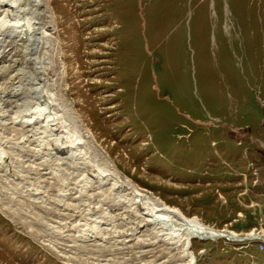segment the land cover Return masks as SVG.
I'll return each instance as SVG.
<instances>
[{"label": "rangeland", "instance_id": "1", "mask_svg": "<svg viewBox=\"0 0 264 264\" xmlns=\"http://www.w3.org/2000/svg\"><path fill=\"white\" fill-rule=\"evenodd\" d=\"M45 2L57 52L38 67L17 57L16 82L28 92L13 111L36 107L33 86H48L53 109L78 117L65 120L85 141L84 168L108 162L122 180L222 234L191 240L193 264H264V0ZM4 123L0 264H188L181 250L152 243L134 206L117 207L100 172L84 186L79 167L43 146L51 139L43 129ZM103 213L116 225L91 230Z\"/></svg>", "mask_w": 264, "mask_h": 264}, {"label": "bare ground", "instance_id": "2", "mask_svg": "<svg viewBox=\"0 0 264 264\" xmlns=\"http://www.w3.org/2000/svg\"><path fill=\"white\" fill-rule=\"evenodd\" d=\"M48 3L45 0H0V108L1 106L10 107V112H6L0 109V118H3L4 122H10L8 126L10 129H14V131L22 127L26 133H32L33 135L37 134V130L43 129V133L47 135V137L51 138L50 142L46 145H43L50 148L52 146L53 151L56 155L62 156L63 158L67 159L65 161H69L74 164L76 167H79L84 173L82 174V182L84 186H91L94 182H98L97 180V172H100L101 175L99 179L105 181L104 184L111 187V196L114 193H117V200L116 204L117 207H122L126 209V206H134V212L137 214L136 223L139 228H149L151 229L150 238H152V243L160 242L162 245L175 248L177 250H181V253L185 255L188 259V264L195 263L196 259L192 252H190L191 240L195 237L203 238V239H219L221 235L218 231L211 229L200 223L197 219H190L184 215V213L177 207H172L167 205L161 198V200L155 196L153 193H150L146 190L138 188V186L131 183L129 180L124 181L122 180L121 173H119L115 167L110 164L106 163L104 167H96V170L93 171L92 167L88 166L84 168L83 165L87 159V153L85 152V141L83 136L78 132L76 129L78 125L76 121L73 125L70 124L69 120H65V117H69L71 120H76L70 108H67L64 116L59 115L53 109V100L55 97H52L48 86H43L42 84L38 83L39 87H34V89L39 92L40 103L36 104V107L31 109L24 110L20 113L13 111V108L18 106L17 102L22 98V92L26 91L27 89L21 88L19 83L16 82L17 73L19 71V67L15 65L21 58L22 64L24 63H31L38 67L40 59L42 60L45 58L46 55L52 54L53 57L55 56L56 46L52 43L51 38V31H54L53 27L48 30L46 19L48 17ZM50 9V8H49ZM51 13V12H50ZM49 18V17H48ZM49 20V19H48ZM49 24V23H48ZM50 28V27H49ZM41 53L39 54V52ZM43 51V52H42ZM51 51L52 53H48ZM39 54V55H38ZM51 60V59H50ZM53 60V59H52ZM26 61V62H25ZM50 62V61H49ZM45 63V61H44ZM50 64V63H48ZM56 64V63H55ZM47 65V64H46ZM54 65V64H53ZM57 65V64H56ZM55 66V65H54ZM48 68V67H47ZM46 68V69H47ZM41 69V68H40ZM51 69V68H50ZM29 70V69H28ZM43 70V69H41ZM51 71V70H50ZM47 72V71H46ZM42 76L45 77L43 71L39 72ZM50 73V72H48ZM24 75V74H23ZM26 75V74H25ZM33 75V74H32ZM35 75V73H34ZM51 75V73H50ZM22 76V75H21ZM28 76V75H27ZM36 77V76H35ZM53 77V76H52ZM55 77V76H54ZM26 78V77H25ZM41 78V77H40ZM43 78V77H42ZM50 78V77H49ZM31 79V77H30ZM47 79V78H46ZM21 81V79H19ZM23 80V79H22ZM28 80V78H27ZM34 80V79H33ZM55 80V79H54ZM32 81V79H31ZM53 81V79H52ZM24 82V81H23ZM30 82V81H28ZM46 83V82H45ZM57 83V82H56ZM28 84V83H27ZM26 84V85H27ZM22 85V84H21ZM25 86V83H24ZM28 86V85H27ZM26 86V87H27ZM57 86V85H56ZM55 86V87H56ZM30 89V88H29ZM32 91V88L30 89ZM28 92V91H26ZM25 92V93H26ZM33 93V92H32ZM30 95V94H29ZM35 95V94H32ZM62 95V94H61ZM31 96V95H30ZM30 99V97L28 96ZM25 100V99H24ZM63 101V100H62ZM65 102V101H64ZM17 103V104H16ZM29 103V102H28ZM27 104V103H26ZM26 109V108H25ZM56 109V108H55ZM12 110V111H11ZM60 110V109H59ZM63 112V111H62ZM13 115V116H12ZM78 121V120H77ZM1 121V125H7ZM83 124V123H82ZM0 125V126H1ZM80 125V124H79ZM2 128V127H1ZM4 128V127H3ZM82 128V127H81ZM80 129V128H79ZM9 130V129H8ZM11 130V131H12ZM19 130V129H18ZM3 131V130H2ZM5 131V130H4ZM20 131V130H19ZM6 132V131H5ZM17 132V131H16ZM41 132V131H40ZM39 132V133H40ZM78 134V135H77ZM84 134V132L82 133ZM90 135V134H89ZM91 136H93L91 134ZM32 137V135H31ZM90 137V136H89ZM94 137V136H93ZM48 138V139H49ZM10 140V139H9ZM29 136L23 135L21 144L24 142H28ZM47 140V138H46ZM49 141V140H48ZM12 142V141H11ZM3 145V144H2ZM20 145V144H18ZM83 146V147H82ZM4 148V147H3ZM10 148V147H9ZM41 148V147H40ZM44 148V149H45ZM11 149V148H10ZM47 149V148H46ZM83 149V150H82ZM3 150V149H2ZM39 150V149H38ZM37 150V151H38ZM43 150V148H42ZM11 151V150H9ZM41 152V149L39 150ZM48 151V150H47ZM46 151V153H47ZM7 152V151H6ZM10 153V152H9ZM12 153V152H11ZM10 153V154H11ZM14 154V153H13ZM6 155V154H5ZM5 155L0 151V165L6 164L7 160L4 159ZM40 155V154H39ZM12 156V155H11ZM10 156V157H11ZM43 156V155H42ZM41 158V157H39ZM47 158V157H46ZM32 160V158H31ZM40 161V160H39ZM54 161V160H53ZM64 161V163H66ZM80 161V162H79ZM101 161V160H100ZM33 162V161H32ZM54 163V162H53ZM63 163V162H62ZM70 163V164H71ZM90 162H88L89 164ZM92 163V162H91ZM105 163V162H104ZM35 164V163H34ZM60 164V163H59ZM67 164V163H66ZM44 165V164H43ZM42 165V166H43ZM50 165V164H49ZM48 165V166H49ZM58 165V164H57ZM63 164H61L62 166ZM90 165V164H89ZM35 166V165H34ZM51 166V165H50ZM68 166V165H67ZM34 168V167H33ZM70 167H68L69 169ZM3 169V168H2ZM51 169V167H50ZM66 169V168H65ZM63 170V168H62ZM61 170V171H62ZM70 171V170H69ZM73 171V170H72ZM53 172V171H52ZM64 172V171H63ZM68 172V171H67ZM61 173V172H59ZM66 173V172H65ZM64 173V174H65ZM69 173V172H68ZM56 174V173H55ZM71 174V173H70ZM9 175V174H8ZM62 176V175H61ZM67 176V175H66ZM65 176V177H66ZM70 175H68L69 177ZM53 177V175H52ZM7 178V177H6ZM60 178V176L58 177ZM74 178V177H73ZM68 179V178H67ZM72 179V177H71ZM70 179V180H71ZM59 180V179H58ZM63 180V177H62ZM61 180V181H62ZM74 180V179H72ZM80 181V179H79ZM102 181V183H104ZM110 183H108V182ZM66 182V181H65ZM70 182V181H69ZM71 183V182H70ZM76 183V182H75ZM45 184V183H44ZM74 184V183H73ZM30 186V185H29ZM46 186V184H45ZM66 186V185H65ZM74 186V185H73ZM106 186V187H107ZM68 187V186H67ZM75 187V186H74ZM93 187V186H92ZM42 189V187H40ZM46 188V187H45ZM44 188V189H45ZM62 188V187H61ZM79 188V187H78ZM95 188V187H94ZM98 188V186H97ZM95 188V189H97ZM61 189H59L60 191ZM90 189H88L89 191ZM100 192V188L97 189ZM58 191V192H59ZM82 191V190H81ZM96 190H94L95 192ZM44 192V191H43ZM63 192V191H62ZM72 192V191H71ZM75 192V191H74ZM61 193V191H60ZM67 193V192H66ZM80 193V190H79ZM87 193V192H86ZM91 194V192H89ZM94 193H92L93 195ZM99 194V193H98ZM104 194V193H103ZM35 195V194H34ZM56 195V194H55ZM89 195V196H92ZM97 195V194H96ZM108 195V194H107ZM116 195V194H115ZM57 196V195H56ZM87 196V195H86ZM88 196V197H89ZM109 196V195H108ZM42 197V196H41ZM48 197V195H47ZM64 197V196H62ZM75 197V196H74ZM83 195H81L82 199ZM114 197V196H112ZM40 198V197H39ZM58 198L55 197V199ZM61 198V197H59ZM58 198V199H59ZM66 200V197H64ZM69 198V197H68ZM94 197H92L93 200ZM96 198V197H95ZM104 198V197H103ZM102 198V199H103ZM54 199V198H53ZM63 199V198H61ZM76 199V198H74ZM79 199V198H78ZM84 199V197H83ZM99 199V198H98ZM106 199V198H104ZM108 199V198H107ZM106 199V201H107ZM110 199V198H109ZM33 200V199H32ZM31 200V201H32ZM49 200H51L49 198ZM57 200V199H56ZM69 200V199H68ZM91 200V202H92ZM101 200V198H100ZM111 200V199H110ZM113 200V199H112ZM111 200V201H112ZM115 200V199H114ZM58 201V200H57ZM63 201V200H62ZM71 201V200H70ZM76 201V200H75ZM84 201V200H83ZM86 201V199H85ZM42 202V201H41ZM40 202V203H41ZM66 202V201H65ZM79 202V201H78ZM82 202V201H81ZM81 202H79L81 204ZM90 202V204H91ZM95 202V201H94ZM105 202V201H104ZM103 202V203H104ZM115 202V201H114ZM39 203V202H37ZM46 203V201L44 202ZM53 203V202H52ZM71 203V202H69ZM65 203V204H69ZM78 203V204H79ZM98 203V202H97ZM100 203V201H99ZM106 203V202H105ZM110 203V202H109ZM31 204V203H30ZM36 204V202H35ZM56 204V203H55ZM59 204V203H58ZM87 204V203H86ZM89 204V202H88ZM87 204V205H88ZM102 204V203H101ZM99 204V205H101ZM21 205V204H20ZM39 205V204H37ZM42 205H44L42 203ZM41 205V206H42ZM47 205V204H46ZM57 205V204H56ZM55 205V206H56ZM61 205V204H59ZM83 205V204H81ZM106 205H108L106 203ZM113 205V204H112ZM22 206V205H21ZM54 206V207H55ZM58 206V205H57ZM56 206V207H57ZM72 207V205H70ZM80 205H78L79 208ZM94 206V205H93ZM103 206V205H102ZM110 206V205H109ZM6 207V206H5ZM44 207V206H42ZM86 209V205L82 206ZM88 207V206H87ZM100 207V206H99ZM108 207V206H107ZM106 207V208H107ZM65 209V207H63ZM62 208V209H63ZM105 208V210H106ZM111 208V207H110ZM109 208V209H110ZM128 208V207H127ZM55 209V208H54ZM61 209V211H62ZM88 209V208H87ZM91 209V208H90ZM101 208H99L100 211ZM59 210V209H58ZM81 210V209H78ZM76 210V212L78 211ZM89 210V209H88ZM103 210V209H102ZM119 210V208H118ZM124 210V209H123ZM122 210V211H123ZM131 210V209H130ZM35 211V210H34ZM60 211V212H61ZM66 211V210H65ZM75 211V210H74ZM84 211V210H83ZM121 211V212H122ZM72 212V211H71ZM82 212V211H81ZM106 212V211H105ZM119 212V211H118ZM30 213V212H29ZM63 213V212H62ZM108 213V212H107ZM110 213V212H109ZM132 213V212H131ZM88 214V213H87ZM128 214V213H127ZM71 215V214H70ZM74 215V214H73ZM112 215V214H111ZM110 215V216H111ZM126 215V213H125ZM99 217V215H96ZM110 216L106 213H103L102 218H97L94 226L90 227L91 230H98L102 229V224L109 225L112 224V227L116 225L114 220L110 219ZM38 217V215H37ZM40 218V217H39ZM71 218V217H70ZM76 218V217H75ZM82 218V216H81ZM84 216V220H85ZM131 218V217H130ZM136 218V217H135ZM41 219V218H40ZM43 219V218H42ZM68 219V218H67ZM129 219V218H128ZM90 220V218H89ZM75 221V220H74ZM82 221V220H80ZM79 221V222H80ZM133 221V220H132ZM52 222V221H51ZM66 222V221H65ZM77 222V221H76ZM113 222V223H111ZM60 225V223H58ZM79 224V223H77ZM90 224V223H89ZM49 225V224H48ZM55 225V223H54ZM84 225V224H82ZM78 226V225H77ZM50 227V226H49ZM55 227V226H54ZM53 227V228H54ZM72 228V227H71ZM55 229V228H54ZM65 229V228H63ZM77 229V228H76ZM104 229V228H103ZM117 229V228H116ZM52 230V229H51ZM70 230V229H69ZM146 230V229H145ZM74 231V229H73ZM79 231V230H76ZM82 231V229H81ZM102 231V230H101ZM114 231V228H113ZM45 232V231H44ZM57 232V231H56ZM93 232V231H92ZM70 234V233H69ZM220 234V235H219ZM65 236V234H64ZM68 236V235H67ZM107 236V235H106ZM130 236V235H129ZM66 237V236H65ZM77 237V236H76ZM70 238V237H69ZM133 238V237H132ZM233 238V237H232ZM71 239V238H70ZM88 239V237H87ZM136 239V238H135ZM72 240V239H71ZM63 241V240H62ZM102 241V240H100ZM115 241V240H114ZM148 241V240H146ZM156 241V242H155ZM64 242V241H63ZM104 242V241H102ZM132 242V241H131ZM140 242V241H138ZM142 242V241H141ZM72 243V242H71ZM85 243V242H83ZM146 243V242H145ZM75 244V243H73ZM110 244V243H109ZM108 244V245H109ZM148 244V243H147ZM58 245V244H56ZM68 245V244H67ZM99 245V244H98ZM118 245V244H117ZM138 245V244H137ZM149 245V244H148ZM158 245V244H157ZM64 246V245H63ZM76 246V245H75ZM80 246V245H79ZM103 246V245H102ZM159 246V245H158ZM78 247V245H77ZM156 247V246H154ZM67 248V247H66ZM84 249V248H83ZM82 249V250H83ZM102 249V248H101ZM68 250V249H67ZM86 250V249H85ZM151 250V249H150ZM77 251V249H76ZM88 251V250H86ZM160 251V250H159ZM174 251V250H173ZM176 251V250H175ZM75 252V251H74ZM76 253V252H75ZM159 253V252H158ZM179 253V254H181ZM85 254V253H84ZM83 255V254H82ZM67 256V255H66ZM70 256V255H69ZM150 256V255H149ZM76 257V256H75ZM174 257V256H173ZM172 257V258H173ZM176 257V256H175ZM185 257V258H186ZM84 258V257H83ZM86 258V257H85ZM104 258V257H103ZM154 258V257H153ZM79 259V258H77ZM105 259V258H104ZM186 259V260H187ZM93 260V259H92ZM114 260V259H113ZM95 261V260H94ZM99 261V260H98ZM147 261V260H146ZM159 261V260H158ZM161 261V260H160ZM176 261V260H175ZM93 262V261H92ZM104 261H102L103 263ZM109 262V261H108ZM116 262V261H115ZM114 262V263H115ZM149 262V261H148ZM167 262V261H165ZM169 262V261H168ZM177 262V261H176ZM80 263H82L80 261ZM111 263V262H110ZM122 263V262H120ZM124 263V262H123ZM182 263V262H181ZM89 264V263H88ZM93 264V263H92ZM97 264V263H95ZM106 264V262L104 263ZM118 264V262H117ZM151 264V263H150ZM153 264V263H152ZM180 264V263H179Z\"/></svg>", "mask_w": 264, "mask_h": 264}]
</instances>
